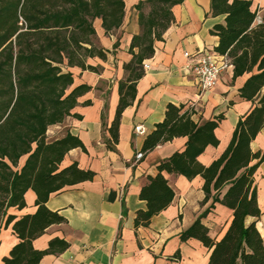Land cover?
I'll return each mask as SVG.
<instances>
[{
  "label": "trees",
  "instance_id": "1",
  "mask_svg": "<svg viewBox=\"0 0 264 264\" xmlns=\"http://www.w3.org/2000/svg\"><path fill=\"white\" fill-rule=\"evenodd\" d=\"M183 2L141 0L135 6L141 33L132 39L128 52L133 58L124 66L126 80L119 84V105L108 129L110 150L119 142L123 112L135 101L144 62L154 56L155 43L164 40L175 21L173 8ZM211 12L226 16L225 25L211 31L219 38L215 51L231 59L235 79L250 74L239 92L243 100L255 106L238 122L227 150L208 167L198 158L209 146L219 145L215 132L223 118L200 125L184 107H167L164 121L145 137L142 152L150 153L175 138L186 137L187 143L184 151L159 163L156 176L147 178L140 192L147 210L137 213L135 227H149L152 219L172 204L175 192L164 173L188 180L199 176L204 180V204L212 203L181 234V240L196 239L208 248V264H264L261 234L255 222L246 224L248 218L261 217L254 176L264 163V151L254 153L251 144L264 128V15L256 24L258 10L252 0H211ZM125 16L126 0H0V232L12 226L20 240L4 264H39L44 256L69 248L67 242L54 239L47 250L37 251L33 241L49 227L66 222L46 207L50 196L68 186L92 181L95 174L76 163L61 168L71 150L85 151V147L70 134L48 141L47 133L68 117L79 118L72 111L79 105L78 99L91 91L87 85L72 89L74 76L69 69L98 72L87 65V60L107 59V51L97 44L95 21L100 19L109 34L122 27ZM23 158L26 160L21 166ZM29 190L37 196L38 210L17 220L8 212L26 207ZM216 204L233 211V219L218 241L209 236L201 222Z\"/></svg>",
  "mask_w": 264,
  "mask_h": 264
},
{
  "label": "crops",
  "instance_id": "2",
  "mask_svg": "<svg viewBox=\"0 0 264 264\" xmlns=\"http://www.w3.org/2000/svg\"><path fill=\"white\" fill-rule=\"evenodd\" d=\"M141 0H126V16L121 28L106 34L102 21L94 23L97 44L107 51V59L89 58L87 65L98 72L70 68L74 76L72 89L81 85L91 91L78 99L72 111L77 117H68L62 124L49 128L48 141H56L70 134L85 147L71 150L61 168L74 163L82 170L95 174L92 181L68 186L52 194L46 207L61 215L66 222L49 227L33 241L37 251H45L54 239L69 244L64 252L46 255L39 264H208L211 251L200 241L181 240V234L211 206L204 204V180H193L164 173L175 192L172 204L155 216L149 227L136 228V215L147 210L140 199V192L149 176L158 174L161 161L185 149L187 138H175L158 146L150 153H143L145 137L165 119L167 107H184L192 113L197 124L222 117L215 134L220 143L209 146L198 158L208 167L227 150L238 122L248 115L255 103L243 100L240 89L250 74L234 78V67L225 72L212 90L201 93L193 65L206 51H215L219 38L211 33L217 25H225V15L214 16L211 0H184L173 8L175 18L164 35L155 43L154 56L144 62V76L137 82L136 98L123 112L119 126V142L115 150L107 147L108 129L116 117L119 105V84L127 78L124 66L132 60L129 47L134 36L141 33L135 6ZM258 10L256 24L262 22L264 0H252ZM131 9L135 14L128 15ZM129 10V12H128ZM261 19V22H259ZM264 93V90H263ZM90 102V105H85ZM142 127L144 134H137ZM254 153L264 151V128L252 142ZM142 153L141 159L137 155ZM26 158L20 162L22 166ZM260 218H248L247 225L256 223L264 243V163L255 176ZM228 187L221 191V197ZM37 196L29 190L25 194L26 207L11 208L9 214L21 219L34 215ZM233 219V211L216 204L201 220L209 236L220 240ZM20 240L12 226L0 232V264L10 256ZM179 254V258H177Z\"/></svg>",
  "mask_w": 264,
  "mask_h": 264
},
{
  "label": "built area",
  "instance_id": "3",
  "mask_svg": "<svg viewBox=\"0 0 264 264\" xmlns=\"http://www.w3.org/2000/svg\"><path fill=\"white\" fill-rule=\"evenodd\" d=\"M261 22V19H259ZM232 66V61L227 55H219L216 51H206L196 60L193 72L199 83L201 93H206L217 85L220 77ZM137 134H144L142 127H136ZM143 154L137 155L141 159Z\"/></svg>",
  "mask_w": 264,
  "mask_h": 264
},
{
  "label": "rangeland",
  "instance_id": "4",
  "mask_svg": "<svg viewBox=\"0 0 264 264\" xmlns=\"http://www.w3.org/2000/svg\"><path fill=\"white\" fill-rule=\"evenodd\" d=\"M148 11H149V9L146 8V9H145V12H148ZM128 12H129V10H128ZM131 14H132V15L135 14L134 9H131V11L129 12L128 15L130 16Z\"/></svg>",
  "mask_w": 264,
  "mask_h": 264
}]
</instances>
